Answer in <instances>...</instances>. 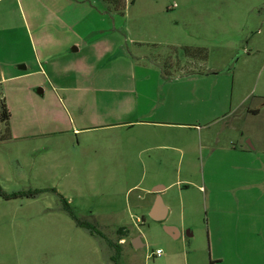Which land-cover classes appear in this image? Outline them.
Segmentation results:
<instances>
[{
    "label": "rangeland",
    "instance_id": "374dc122",
    "mask_svg": "<svg viewBox=\"0 0 264 264\" xmlns=\"http://www.w3.org/2000/svg\"><path fill=\"white\" fill-rule=\"evenodd\" d=\"M89 1L0 0V96L13 131L0 144V187L57 191L0 198V264H264V0H125L124 14L105 23ZM50 4L83 37L107 29L123 51L145 56L150 68L135 76L148 77L151 105L155 76L164 78L167 110L159 117L173 125L149 133L139 160L131 145L126 154L125 139L103 149L105 137L79 135L102 148H72L60 105L38 84L7 80L22 66L35 69L39 31L44 46L60 45L64 26ZM183 48L203 53L186 56ZM233 143L250 153L231 155ZM156 187L165 191L161 223L148 210ZM58 194L106 240L77 227ZM137 236L144 246L133 249ZM108 242L119 248L115 260Z\"/></svg>",
    "mask_w": 264,
    "mask_h": 264
},
{
    "label": "crops",
    "instance_id": "0c3cea01",
    "mask_svg": "<svg viewBox=\"0 0 264 264\" xmlns=\"http://www.w3.org/2000/svg\"><path fill=\"white\" fill-rule=\"evenodd\" d=\"M89 3L93 14L105 23L103 20H107L104 17H108V14L98 10V0L89 1ZM50 5L47 7L50 16L55 22L64 26L60 45L52 48L48 45L44 46L40 41L42 33L39 31V47L35 48L36 52H34L35 69L26 73L28 66H22L19 72L23 74L16 72L7 80L25 79L27 82L38 84L44 96H49L60 105L70 126L64 134H72L75 138V141L71 143L72 148H93L96 149L94 155L102 148L98 142L90 144L78 141L79 135L105 137L103 149L110 144L121 143L120 140L125 139L126 154H129L128 146L131 145L130 154L139 160L146 151L145 141L148 142L150 139L149 133L159 132V129L171 128L167 125H173V122L164 116L159 117V112L165 114L167 110L166 97L163 100L159 98V91L165 88L164 78L155 76L157 80L154 85L158 94L151 105L150 94L143 89V85H149L148 77L135 76L136 70L150 68L143 62L146 59L145 56H135L129 51H123V46L120 47L117 39L108 38L112 37V34L107 29L92 31L83 37L82 33L71 29L65 23L58 9ZM98 41H102V44L106 43L107 46L104 48L96 46ZM111 58H114L115 63ZM85 63L92 67L90 70L93 68L111 70L109 68L116 65L121 71L118 72L113 68L115 72L111 70L112 73L108 75L106 72H96V70L87 72L82 67ZM45 65L48 68L47 73L44 69ZM103 65L106 67L104 68ZM233 127L234 125L232 129ZM90 139V137L87 138V140ZM215 150L211 148L209 152L207 151L209 159L213 157ZM229 151L231 155L250 153L244 145L241 146V143H233ZM163 190L164 188L160 195L165 192ZM151 196L148 210L155 200L152 194Z\"/></svg>",
    "mask_w": 264,
    "mask_h": 264
},
{
    "label": "trees",
    "instance_id": "16d2710c",
    "mask_svg": "<svg viewBox=\"0 0 264 264\" xmlns=\"http://www.w3.org/2000/svg\"><path fill=\"white\" fill-rule=\"evenodd\" d=\"M98 10L101 13L108 14V15H123L125 11V0H98ZM141 47V44H136ZM183 53L186 56H193L197 53L202 54L203 52L200 50H191L189 48H183ZM11 120V113L9 109L6 106V103L4 99L0 96V144L4 142H8L12 140L11 135V129L9 126V121ZM51 191L53 193H57L55 189L52 190H34V191H27V192H18L13 194H6L2 188L0 187V198L5 201H15V200H21V199H35L40 194ZM60 201L63 203L65 211L72 217V219L75 221L77 227L84 229L89 232L90 235L96 236L102 239H105L103 237V234L100 233L95 226L91 225L89 222L82 221L75 217L73 211L70 209L68 202L60 195L58 194ZM120 234L124 233L123 229L119 230ZM106 240V239H105ZM109 246L113 249H115L117 255L113 257V260L117 259L119 256V248L118 246L113 245L112 243L108 242Z\"/></svg>",
    "mask_w": 264,
    "mask_h": 264
},
{
    "label": "water",
    "instance_id": "95a60500",
    "mask_svg": "<svg viewBox=\"0 0 264 264\" xmlns=\"http://www.w3.org/2000/svg\"><path fill=\"white\" fill-rule=\"evenodd\" d=\"M162 189L163 188L161 187H156L151 191V193L156 194V196H155L154 204L149 210V217L152 221H155V222H162L166 219V216H167V209L164 206L162 197L160 195V192L162 191ZM164 230L169 235L176 233V229L172 227H164ZM131 243L134 249L139 248V245H137V243H140L141 247L144 246L140 241V236L132 239Z\"/></svg>",
    "mask_w": 264,
    "mask_h": 264
},
{
    "label": "flooded vegetation",
    "instance_id": "af4514ba",
    "mask_svg": "<svg viewBox=\"0 0 264 264\" xmlns=\"http://www.w3.org/2000/svg\"><path fill=\"white\" fill-rule=\"evenodd\" d=\"M152 195H153V197H154V199H155V196H156V194H153V193H151ZM163 222V221H162ZM161 223V222H160ZM178 232H177V230H176V233H173L172 235H170L172 238H177L178 237ZM138 237V236H137ZM140 241H141V237H140ZM131 244V246H132V243H130ZM137 245H139V246H141L140 245V243H137ZM132 248H133V246H132ZM142 248V247H141ZM134 249V248H133ZM139 249V248H138Z\"/></svg>",
    "mask_w": 264,
    "mask_h": 264
},
{
    "label": "built area",
    "instance_id": "2783aa9c",
    "mask_svg": "<svg viewBox=\"0 0 264 264\" xmlns=\"http://www.w3.org/2000/svg\"><path fill=\"white\" fill-rule=\"evenodd\" d=\"M162 254L161 250L156 251V256L159 257Z\"/></svg>",
    "mask_w": 264,
    "mask_h": 264
}]
</instances>
